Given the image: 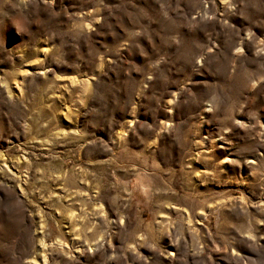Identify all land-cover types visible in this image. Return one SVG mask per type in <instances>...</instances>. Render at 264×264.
<instances>
[{"label": "rangeland", "instance_id": "374dc122", "mask_svg": "<svg viewBox=\"0 0 264 264\" xmlns=\"http://www.w3.org/2000/svg\"><path fill=\"white\" fill-rule=\"evenodd\" d=\"M0 264H264V0H0Z\"/></svg>", "mask_w": 264, "mask_h": 264}]
</instances>
